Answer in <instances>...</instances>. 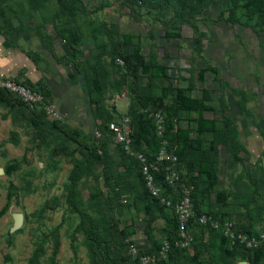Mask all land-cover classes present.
<instances>
[{
	"label": "rangeland",
	"instance_id": "rangeland-1",
	"mask_svg": "<svg viewBox=\"0 0 264 264\" xmlns=\"http://www.w3.org/2000/svg\"><path fill=\"white\" fill-rule=\"evenodd\" d=\"M192 5L197 9L186 14L161 0H0V34L10 49L24 33L43 37L49 46L75 34L76 52L65 56L85 78L101 73L102 91L90 92L107 111L102 119L95 110V121L86 124L53 114L43 98L25 105L0 96V209L8 199L0 215V264H29L32 255L35 264H91L80 213L95 225L101 240L106 239L109 254H116L112 236L120 235L123 254L129 253L130 245L158 253L166 243L167 250L157 260L164 262L171 249L167 224L173 214L154 204L146 206L133 155L108 128L110 122L116 123L132 141V113L141 108L135 93L149 85L158 91L178 84L191 96H200L206 88L213 111L205 114L219 125L226 117L235 124L241 147H218L214 188L195 200L202 212H219L216 195L222 192L221 204L230 207L236 200L233 219L240 224L250 221L253 205L241 199L247 195L246 184L254 177L264 188V24H256V15L228 21L229 0H199ZM124 36L131 37L127 50L138 46L145 59L163 63L170 80L150 79L132 69L134 61L127 67L118 59ZM200 70L205 71L202 78ZM88 88L85 82L84 89ZM173 91L166 104L173 102ZM161 108L152 105L141 112L153 121ZM193 116H180V123ZM88 148L96 149L99 159ZM70 190L76 209L67 199ZM15 214L21 219L16 229ZM251 225L262 230L264 220ZM198 230L189 225L192 242L182 247L180 257L185 258L177 264H194L190 257L198 246L200 264H252L244 255L232 259L226 255L212 230L203 228L200 235ZM114 260L124 264L120 256Z\"/></svg>",
	"mask_w": 264,
	"mask_h": 264
},
{
	"label": "trees",
	"instance_id": "trees-1",
	"mask_svg": "<svg viewBox=\"0 0 264 264\" xmlns=\"http://www.w3.org/2000/svg\"><path fill=\"white\" fill-rule=\"evenodd\" d=\"M150 1V0H145ZM194 1V2H193ZM199 0H190L188 3H185L186 0H178V3L174 0H161V2H172L174 3L179 11H182L186 14H190L192 11L196 10L197 7L192 4ZM185 3V4H184ZM162 4V3H160ZM228 16L226 19L230 22H242V17L247 19L253 15H256V24L263 25L264 24V0H229V5L227 7ZM41 37V36H40ZM43 39V37H41ZM130 36H124V42L121 46L123 48L117 52L119 55L118 59H121L127 67H130V63L134 61V65H132V69H136L138 73L141 71L148 78H162L165 81H169L168 74L166 72L165 66L163 63L157 62L156 60H147L145 59L143 54L139 53V47L134 46L132 49L127 50V46L130 41ZM75 39V40H74ZM44 40V39H43ZM76 36L72 35L70 38H66L65 42H68V46L73 54L76 52ZM133 45H137L131 42ZM115 61V59H114ZM74 64V63H73ZM75 65V64H74ZM77 66L75 65V68ZM77 69V68H76ZM78 71V70H77ZM215 74L217 73L216 68H211ZM93 74L89 75L87 78L83 75L84 83L87 82L90 84V89H87V93L90 96V102L94 107V110L99 114V116L103 119L105 118V114L107 111L103 107L101 101L99 99H95L91 96V89L95 92L99 93L102 91L103 82L102 75L100 72H92ZM130 73V72H129ZM205 71L200 70V77L204 75ZM132 76V75H131ZM223 79V78H222ZM221 81V80H220ZM21 83L28 85L31 88H34L42 93L43 99L46 103H50L51 95L50 91L47 88H44L37 84H31L29 82L21 81ZM157 88H153V86H147V90L143 92H137L136 94V102L141 107L138 111L132 113V121H133V139L131 141V149H133L136 153H142L145 155L147 160L157 166V168L161 169V165L155 162V154L161 143L163 138L167 139L166 148L172 151L177 156L176 167L181 172V182L185 184L193 185V190L191 191V202L193 207V217L189 221V225H193L197 227L198 233L203 232V228H207L208 230H212V234L217 237L219 244L221 245L224 253L228 255L231 259L235 254L244 255L249 258L252 264H264V245L258 246L253 249L245 248L242 245L235 244L230 245L228 243L227 238H225L219 230L213 229L209 226H201L197 223L196 219L202 213H206L212 215L218 219H229L233 222L234 228L238 231H242L248 234H254L257 232L253 230L251 225L252 222H258L260 219L264 220V188H260V184L256 182L254 177L249 178V183L246 184L247 187V195L245 194L242 201L246 205L252 204L253 208H251V214H249V220L245 221V224H240L233 219V211L234 206H237L236 200L233 202V206L226 204L223 202L221 204V200L223 198L222 192H219L216 195V201L221 205V210L219 212L208 211L202 212L200 210V206L198 202L195 200L198 195H202L205 192H210V189L214 188L216 179V168H217V159H218V147L224 145L225 147H229L231 149H239V140L236 136V126L233 125V122L230 118L226 117L221 121V125H219V120H217L213 116L206 115L205 112L213 111V107L208 103L210 99V92L206 88L201 90L200 96H191L187 94L186 90L179 86L178 84H173L174 89V99L171 104H166L165 99L168 94L172 92L169 86H162L160 90H156ZM0 96L5 98H12L18 100L13 94L9 93L5 89L0 88ZM162 107L158 113L161 114L163 118V130L161 135L157 132V125L155 120V115L153 121L151 119L146 118L145 114H143L141 109L148 108L149 106ZM157 113V112H156ZM193 113L194 116L192 120H188L185 124L180 123V116L187 115ZM41 114L36 117L39 118ZM127 116V115H126ZM102 122V121H101ZM37 126H41L39 123ZM57 128H60L56 126ZM44 129V127H42ZM65 133V130H61ZM111 131V130H110ZM73 134H76L75 130H72ZM158 134V135H157ZM209 134V138L206 135ZM218 149V150H217ZM91 155L94 159H99V155L97 154L96 149L88 148ZM236 153V152H235ZM234 153V157L236 154ZM134 162L138 167V175L142 180L143 184V195L145 196L147 203L146 206L151 208V205H157L161 212H166V207L159 203L157 198L152 197L148 190L145 187L144 180L140 173L139 164L135 157H133ZM77 166V164H76ZM74 166V167H76ZM157 174V181L163 186L166 193L171 192V187L168 186L163 180L162 175L159 172H155ZM11 184L9 183V186ZM72 194L73 191L67 195V199L71 202L73 208L76 209L74 203L72 202ZM233 195H237L236 192L232 193ZM238 197V196H237ZM193 200L195 204H193ZM8 206V199L6 200L4 206L0 209V215L4 213ZM217 209V208H216ZM173 216L168 221V228H170V232L168 235V240L170 244V251L167 253V258L163 263L160 264H177L185 258L182 259L181 249L179 245V234H178V222L175 214L171 210ZM248 212V211H247ZM80 217V225L82 226V230L85 231V237L91 252V264H121L119 261H115L114 258L120 256L123 259L124 264H135L136 258L128 254H123V241L122 236L113 235V249H115L114 255L109 254L108 249L110 248L107 245L106 239L101 240V235L96 231L95 225L88 221L86 217L81 214ZM264 230V229H262ZM200 232V233H201ZM199 233V235H200ZM73 253L75 254L74 246L71 245ZM238 250V252H234ZM153 250L149 252H144L138 249L139 254L145 253H153ZM155 253V252H154ZM198 255H202V248L198 246L195 255L190 257V261L194 264H200V261L197 260ZM36 255H32L29 264H35ZM182 263V262H180ZM154 264H159L157 261Z\"/></svg>",
	"mask_w": 264,
	"mask_h": 264
},
{
	"label": "built area",
	"instance_id": "built-area-1",
	"mask_svg": "<svg viewBox=\"0 0 264 264\" xmlns=\"http://www.w3.org/2000/svg\"><path fill=\"white\" fill-rule=\"evenodd\" d=\"M0 88L13 94L25 105H32L43 98L40 91L13 78L1 80ZM50 109L53 114L59 116L55 109L49 105V110ZM154 115L157 132L161 135L163 130V118L158 112ZM108 128L122 143L124 149L129 154L133 155L138 161L140 173L149 194L152 197L157 198L160 204L170 208L175 214L178 222L180 247H185L191 244L192 236H190L188 231V224L194 214L190 196L191 191L193 190V185L181 182V172L176 167L177 156L166 148L165 141H163L155 154V162L161 165V169H158L155 164L147 160L144 154L136 153L131 150V142L127 136V131L122 130V128L114 122H110ZM155 172H159L162 175V180L171 187L170 193H166L163 186L157 181V174ZM196 221L201 226H209L213 229L219 230L221 234L227 238L230 245L239 244L249 249L264 245V230H258L254 234H248L236 230L233 222L229 219H218L206 213L197 216ZM166 250V243L158 253L139 254L136 246L130 245L129 247L130 255L136 258L135 264H154L159 259V254Z\"/></svg>",
	"mask_w": 264,
	"mask_h": 264
},
{
	"label": "crops",
	"instance_id": "crops-1",
	"mask_svg": "<svg viewBox=\"0 0 264 264\" xmlns=\"http://www.w3.org/2000/svg\"><path fill=\"white\" fill-rule=\"evenodd\" d=\"M68 51L65 41L49 46L37 34L25 33L16 38L14 48L10 49L0 34V79L40 83L50 91L48 104L58 115L90 124L95 121V110L84 89L83 75L65 56Z\"/></svg>",
	"mask_w": 264,
	"mask_h": 264
},
{
	"label": "water",
	"instance_id": "water-1",
	"mask_svg": "<svg viewBox=\"0 0 264 264\" xmlns=\"http://www.w3.org/2000/svg\"><path fill=\"white\" fill-rule=\"evenodd\" d=\"M0 173H1V170H0ZM14 228H18L20 226V223H21V219H20V215L19 214H15L14 215Z\"/></svg>",
	"mask_w": 264,
	"mask_h": 264
}]
</instances>
